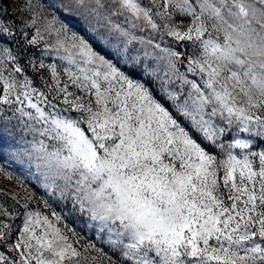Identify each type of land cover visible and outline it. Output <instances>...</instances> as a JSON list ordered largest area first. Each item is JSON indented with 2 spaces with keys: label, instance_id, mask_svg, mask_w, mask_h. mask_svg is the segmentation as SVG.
<instances>
[{
  "label": "snow or ice",
  "instance_id": "obj_1",
  "mask_svg": "<svg viewBox=\"0 0 264 264\" xmlns=\"http://www.w3.org/2000/svg\"><path fill=\"white\" fill-rule=\"evenodd\" d=\"M118 2L120 11L143 18L153 29H159L153 7L162 18L176 11L190 17L186 31L164 27L177 41L199 42L201 55L189 59L187 71L199 75L203 87L178 71L179 52L156 44L169 77H161L162 91L172 76L191 86L183 102L178 93L166 92L170 110L145 83L95 51L72 28L71 21L80 15L95 18L103 27L100 19L111 24L115 13L102 17L107 7L102 0H69L62 7L69 13L76 9V16L60 19L52 14L48 27L59 48L77 50L79 61L71 52L63 58L70 65L65 72L88 99L85 103L84 97L69 92L67 84L59 87L55 65L49 68L57 96L62 93L63 104L70 108L56 110L27 77L17 85L0 70L4 87L0 103L20 105L16 113L41 125L29 124L27 131L54 142H34L21 157L35 164L46 187L58 189L74 211L88 217L98 235L107 234L108 243L120 251V260L109 257L110 264H264V0H162L153 7L142 6L140 0ZM27 7L32 18L21 22L25 36L23 29L37 23L30 2ZM114 29L128 35L119 25ZM13 37L14 31L0 22V64L17 61L8 46ZM97 37L109 43L108 36L97 32ZM35 42V37L29 41ZM115 54L130 63L126 48H117ZM14 71L22 72L18 63ZM13 94L15 100L10 99ZM70 110L77 115L61 114ZM217 116L221 124L213 121ZM5 132L0 127V148ZM197 136L209 143H201ZM227 136L231 137L227 145L219 142ZM257 145L260 150L254 151ZM33 215L40 216L27 214L20 238L11 246L19 258L0 252V264H65L80 257L68 236L47 217L46 230L37 235L39 220L33 221ZM10 231L0 221V242Z\"/></svg>",
  "mask_w": 264,
  "mask_h": 264
},
{
  "label": "rangeland",
  "instance_id": "obj_2",
  "mask_svg": "<svg viewBox=\"0 0 264 264\" xmlns=\"http://www.w3.org/2000/svg\"><path fill=\"white\" fill-rule=\"evenodd\" d=\"M29 2L33 6V11L37 14V23L23 29V32L27 33L25 36L21 32V22L30 21L32 18V11H29L27 7ZM102 2L107 5L101 13L102 17L110 12L115 13L111 15V24L101 18L100 25L103 27H98L96 19L86 15H80L71 21L73 30L84 36L95 51L104 55L106 59L112 60L133 79L145 83L154 96L170 110H172V102L167 99L166 92L178 93L181 102H183L187 98L191 86L188 84L182 85L178 76H172L170 77L171 83L163 86L166 91H162L161 77L165 80H168L169 77H165L166 61L159 59L164 54L155 47L156 44H159L161 49L169 48L179 52L180 57L176 65L178 71L184 73L189 80H196L203 87L201 77L187 71L189 59H195L201 55L199 42L194 40L177 41L175 37L167 34L168 29L164 27L165 24H169L181 31H186L191 24L190 17L176 11L170 18H162L155 15L157 9L153 7L154 3L160 4L162 0H140L142 6L153 7V20L159 25V29H153L143 18L136 20L130 18V13L127 11H120L118 0H102ZM67 3H69V0H0V22H3L10 30L14 31V37L10 38L8 46L13 55L17 56V61L6 60L3 64H0L3 76L8 78L9 81L14 78L17 85L27 77L32 82L31 86L33 88L44 93L45 97L56 105V110H62L65 107L70 108V106L63 104L64 97L62 93L57 96V86L49 68L50 65L56 66V79L60 81L59 87L62 88L67 84L69 92L84 97L85 103L88 99L84 92L71 83L69 75L65 72V69L69 68L70 65L68 60L63 58L68 57L71 52V55L79 61L80 57L76 54L77 50L71 49L69 52L64 48H59L55 32L48 27L52 14H56L60 19L65 16H76V9H73L71 13L64 10L62 5ZM115 25H119L121 30H126L128 35L122 36L120 32L114 29ZM54 27H59V24L54 25ZM93 28L96 31H92ZM97 32L108 36L109 43L106 44L98 39ZM161 34H163V38H161ZM216 35L213 32L214 38ZM33 37L36 38V42L30 44L29 41ZM148 40H151L152 43L148 44ZM117 48L127 49L129 64H124L122 62L123 58L116 56ZM145 53H148V55H145ZM133 57L137 58V61L133 62ZM17 63L22 68L21 73L14 71ZM41 64L44 67H41ZM71 68L73 72L76 70L74 65ZM17 91H20V89L17 88ZM3 95V81L0 80V96ZM15 98L14 94L10 96L12 100H15ZM41 106L46 111H52L47 105ZM17 107H20V105L0 103V127L6 129L3 136V146L0 148V221L11 229L10 233L7 234V239L0 242V252H3L10 259L13 257L19 258L18 252L11 251V246L20 238L27 214L39 213V217L33 215V221L39 220L36 227L37 235H42L46 230L47 226L44 224L43 218L47 217L54 227L60 228L68 236L69 242L80 253L79 258L72 257L66 260L65 264H110L109 257L111 260L119 261L120 251L118 249L114 250L112 245L108 243L107 234L98 235L97 230L91 226L88 217L79 211H74L71 201L62 199L58 189L46 187L48 182L37 171L35 164H29L26 157H21L20 153L25 149H30L34 142L38 143L42 140L46 145H52L54 142L47 137L27 131L29 124L37 128L41 125L28 120L27 117H21L19 113L15 112ZM26 110L35 114L32 109ZM210 110L209 107L207 111ZM61 114L77 115L75 110L62 112ZM212 119L217 124L222 123L219 116ZM181 121L185 127H188V122L183 121V118H181ZM82 126L87 127L86 125ZM247 136L248 134H242L241 138H247ZM197 139L205 145L209 143L203 141L199 136H197ZM230 139V136L221 137L219 142L227 145ZM209 150L213 154L219 155V150L214 148ZM253 150L259 151L260 146L257 145ZM232 151L238 154L240 149H232ZM5 212H7V215H4ZM53 213L59 214L61 219L56 220ZM32 243L35 244V240ZM89 244L95 245V248L85 250ZM32 264H35V262L33 261Z\"/></svg>",
  "mask_w": 264,
  "mask_h": 264
}]
</instances>
